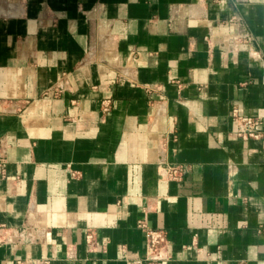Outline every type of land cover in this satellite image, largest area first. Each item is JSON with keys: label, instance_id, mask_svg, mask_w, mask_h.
Wrapping results in <instances>:
<instances>
[{"label": "crops", "instance_id": "1", "mask_svg": "<svg viewBox=\"0 0 264 264\" xmlns=\"http://www.w3.org/2000/svg\"><path fill=\"white\" fill-rule=\"evenodd\" d=\"M233 110L264 133V0H0V264H264Z\"/></svg>", "mask_w": 264, "mask_h": 264}, {"label": "built area", "instance_id": "2", "mask_svg": "<svg viewBox=\"0 0 264 264\" xmlns=\"http://www.w3.org/2000/svg\"><path fill=\"white\" fill-rule=\"evenodd\" d=\"M233 118L238 124L237 136L248 139H258L264 137V133L258 130V121L255 118L250 117H240L236 110H233ZM0 163L3 165V161L0 159ZM165 175L170 180H181L183 176L189 171L187 166L180 165H167L164 168ZM138 228L143 232L146 251L149 256L151 253L157 250H162L167 244L166 233L162 229H155L149 227L145 222H139ZM86 243L91 246L93 242L92 233H88L85 236ZM151 258V257H150Z\"/></svg>", "mask_w": 264, "mask_h": 264}]
</instances>
